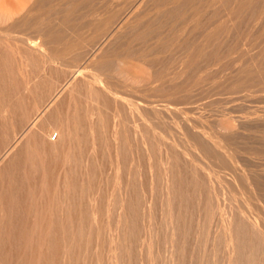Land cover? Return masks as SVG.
<instances>
[{"label":"bare ground","instance_id":"1","mask_svg":"<svg viewBox=\"0 0 264 264\" xmlns=\"http://www.w3.org/2000/svg\"><path fill=\"white\" fill-rule=\"evenodd\" d=\"M6 2L0 264H264V0Z\"/></svg>","mask_w":264,"mask_h":264},{"label":"rangeland","instance_id":"2","mask_svg":"<svg viewBox=\"0 0 264 264\" xmlns=\"http://www.w3.org/2000/svg\"><path fill=\"white\" fill-rule=\"evenodd\" d=\"M6 1H9V0H2V1L0 0V2H3V3H4V2L7 3ZM11 1H12V0H10V3H11ZM80 66H81V67H80L81 69H82L83 67L86 68V69H85V72H86V71L89 72V70H90V72H92V71H91L92 69H91L90 66H86V65H85L86 67H85L84 65H83V66L80 65ZM84 68H83V71H84ZM87 68H88L89 70H87ZM120 92L123 93L124 90L121 89ZM124 94H125V92H124ZM36 95H37V94H36ZM37 96H38V97H42L41 94H40V95L38 94ZM37 96L34 95V97H37ZM125 96H126V95H125ZM127 97H129V96H127ZM63 109H64V107H63ZM56 135H57V134L54 133V135H53V137H52V138H53V141H56V140H55ZM102 154H103V153H102ZM102 154H100V155L102 156ZM104 156L106 157L105 154H104ZM105 157L102 158V163L104 164V162H105V164H104L105 166H103V165L101 164V165L99 166V168L96 169V173H95V175H96L97 173L99 174L100 172H101L102 175H103V173H104L105 171H108V170H107V169H108V164H107V163H108V160L106 159V161H105V159H104ZM106 164H107V165H106ZM100 167H101V168H100ZM104 167H105V168H104ZM99 169H101V170H99ZM105 169H106V170H105ZM97 170H98V171H97ZM102 170H103V171H102ZM99 171H100V172H99ZM104 174H105V175H103V176L100 175V174L95 176V177L98 178V180H97V178H95L94 181H93V182L95 183V185H97V184L100 185V182H101L102 179H103V178H100V177H104V176L107 175V173H104ZM99 176H100V177H99ZM99 178H100V179H99ZM105 178H106V179H105ZM105 180H106V181H105ZM102 183H103V184H101V185H103V186L108 184V182H107V176L104 177ZM104 187H106V186H104ZM104 187L102 188V186H101V188L103 189V192L106 190V188H105V190H104ZM102 189H101V193L103 194ZM105 192H106V191H105ZM105 192H104V193H105ZM238 193L241 194V192H238ZM243 193H244V192H243ZM240 194H238L239 197H241V195H242V194H241V195H240ZM156 211H157V210H156ZM156 213H157V212H156ZM157 215H158V214H156V216H157Z\"/></svg>","mask_w":264,"mask_h":264}]
</instances>
